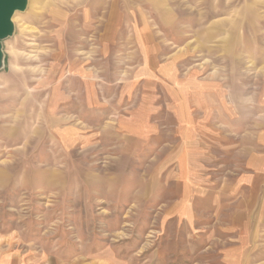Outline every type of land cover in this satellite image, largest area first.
<instances>
[{"label": "rangeland", "instance_id": "obj_1", "mask_svg": "<svg viewBox=\"0 0 264 264\" xmlns=\"http://www.w3.org/2000/svg\"><path fill=\"white\" fill-rule=\"evenodd\" d=\"M12 23L0 264H264L229 187L264 133V0H27Z\"/></svg>", "mask_w": 264, "mask_h": 264}, {"label": "crops", "instance_id": "obj_2", "mask_svg": "<svg viewBox=\"0 0 264 264\" xmlns=\"http://www.w3.org/2000/svg\"><path fill=\"white\" fill-rule=\"evenodd\" d=\"M3 60L5 62V59ZM59 112V110H50L51 121H49L48 125L51 127V131L57 133L72 132L73 136L71 139L63 138L67 141L65 146L69 144L70 147L79 150L82 145H88L93 141L94 135L87 131L90 128L84 125V121L78 124L75 123L66 129L58 128V125L61 124L65 117ZM255 137V134L253 136L248 134L247 144L242 145V149L238 148V150H235L232 168L233 176L229 187L234 190L233 193L235 194L245 193L243 209L247 213H253V207L258 205L264 217V133L258 135L257 139ZM56 140L61 142L60 139Z\"/></svg>", "mask_w": 264, "mask_h": 264}, {"label": "water", "instance_id": "obj_3", "mask_svg": "<svg viewBox=\"0 0 264 264\" xmlns=\"http://www.w3.org/2000/svg\"><path fill=\"white\" fill-rule=\"evenodd\" d=\"M27 0H0V40L13 33L12 19L17 10L26 7ZM4 53L0 42V68L3 66Z\"/></svg>", "mask_w": 264, "mask_h": 264}]
</instances>
